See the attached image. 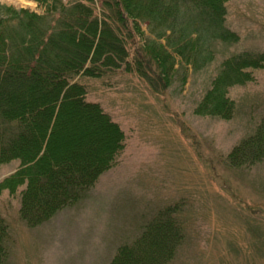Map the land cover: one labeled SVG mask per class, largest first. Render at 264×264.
<instances>
[{
  "label": "trees",
  "instance_id": "obj_1",
  "mask_svg": "<svg viewBox=\"0 0 264 264\" xmlns=\"http://www.w3.org/2000/svg\"><path fill=\"white\" fill-rule=\"evenodd\" d=\"M229 1L36 0L43 13L0 4V166L20 162L0 190L24 187L20 214L30 227L83 199L125 148L124 130L87 100L82 80L124 71L156 88L170 87L178 75L184 85L190 70L213 62L217 42L240 39L226 26ZM261 67L264 53L225 58L195 113L231 119L230 88L252 81ZM263 160L264 121L228 155L227 167ZM178 209L161 207L109 264L173 262L186 241ZM9 239L0 217V264Z\"/></svg>",
  "mask_w": 264,
  "mask_h": 264
},
{
  "label": "rangeland",
  "instance_id": "obj_2",
  "mask_svg": "<svg viewBox=\"0 0 264 264\" xmlns=\"http://www.w3.org/2000/svg\"><path fill=\"white\" fill-rule=\"evenodd\" d=\"M0 4L45 11L36 0ZM226 26L240 39L217 42L213 62L190 70L184 85L178 75L170 87L156 88L124 71L82 80L87 100L124 130L125 148L83 199L36 227L20 214L24 187L0 190V217L10 235L5 264H109L121 244L170 205H178L186 233L170 264H264V160L227 167L228 155L264 121V67L230 88L231 119L195 113L225 58L264 53V0H230ZM18 162L0 166V185Z\"/></svg>",
  "mask_w": 264,
  "mask_h": 264
}]
</instances>
